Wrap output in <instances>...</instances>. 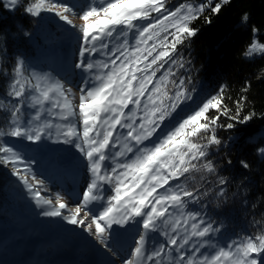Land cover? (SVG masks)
<instances>
[{
	"label": "snow or ice",
	"instance_id": "snow-or-ice-1",
	"mask_svg": "<svg viewBox=\"0 0 264 264\" xmlns=\"http://www.w3.org/2000/svg\"><path fill=\"white\" fill-rule=\"evenodd\" d=\"M229 2L180 3L170 10L166 0H87L85 4L26 0L27 14L39 17L48 12L76 29L79 48L74 67L84 75L74 105L71 87L49 73L28 72L25 59H16L0 97V113L7 125L6 130L0 127V165L12 169L43 208L42 216L81 227L118 257L109 264H264V233L221 244L215 238L222 227L206 218L207 213L190 208L201 202L200 189L189 187L194 174L217 171L208 159L209 150L222 144L216 129L231 130L252 118L240 114L244 98L236 101L235 115H230L221 87L175 120L180 106L193 99L186 87L190 78L175 70L185 68L178 47L196 35L198 29L191 24L205 9L219 14ZM4 3L14 7L19 0ZM72 16L83 23L74 24ZM205 22L210 23V18L205 17ZM257 51L264 53V42L253 40L245 55ZM210 110L217 115L208 116ZM221 116L232 122L220 124ZM5 137L36 144L54 140L79 151L90 178L74 209L69 210L70 204L59 193L55 203L42 195L44 181L33 172L34 161ZM258 151L264 155V147ZM242 166L249 165L242 162ZM217 179L220 185L227 183ZM106 189L110 194L105 195ZM130 224L138 225V231L124 256L114 226Z\"/></svg>",
	"mask_w": 264,
	"mask_h": 264
},
{
	"label": "trees",
	"instance_id": "trees-1",
	"mask_svg": "<svg viewBox=\"0 0 264 264\" xmlns=\"http://www.w3.org/2000/svg\"><path fill=\"white\" fill-rule=\"evenodd\" d=\"M61 2L85 4L87 0ZM186 2L199 5L205 0H166V6L176 7ZM215 2L219 0H213V5ZM26 6V0H19L12 10H8L0 0V97L7 90L18 57L25 59V68L52 67L63 71L67 67L61 56L64 42L68 41L72 49L79 48L77 31L69 30L63 22L44 21L43 12L39 17H33L25 12ZM245 15L246 21L243 19ZM205 17L211 22L206 23ZM191 27L198 29L196 35L178 47L185 68L175 70L190 78L186 87L191 90L193 99L180 106L175 120L216 95L221 87L224 89V104L231 109L230 115H235L236 101L243 97L240 114L252 116L243 124L236 123L231 130L216 129L222 144L209 150L208 159L213 161L217 171L194 174L189 187L200 189L201 202L192 206L207 213L215 224L239 229L243 237H254L264 233V155L258 151L264 147V53L253 56L244 53L253 37L264 42V0H230L219 14L205 9ZM254 28L258 32L254 33ZM72 63L73 55L70 68ZM207 115L217 113L210 110ZM4 119L5 114L0 113V127L6 130ZM229 122L232 121L228 117L221 116L220 124ZM4 139L22 149L12 138ZM197 142L204 140L197 138ZM22 154L28 159L23 149ZM242 162L249 166L243 167ZM11 171L10 167L0 165V214L9 207L6 197L14 200L9 195L13 186ZM217 177L227 183L220 185Z\"/></svg>",
	"mask_w": 264,
	"mask_h": 264
},
{
	"label": "rangeland",
	"instance_id": "rangeland-1",
	"mask_svg": "<svg viewBox=\"0 0 264 264\" xmlns=\"http://www.w3.org/2000/svg\"><path fill=\"white\" fill-rule=\"evenodd\" d=\"M2 1L4 3V0ZM186 3L194 4L193 2ZM6 8L12 10L14 7ZM168 8L172 10L175 7ZM42 15L44 21L61 22L51 13L43 12ZM70 18L76 25L83 23L78 16ZM69 30L76 31L72 28H69ZM253 40L260 43L256 37H253ZM62 48L64 53L61 56L65 58L64 65L67 66L63 71L52 67H39L37 69L30 67L26 69L28 72L49 73L53 78L62 81L65 87H71L73 91L70 99H72L74 105H77L80 95L79 86L84 75L74 67L78 60V49H72L68 41L64 42ZM50 51L53 53V50ZM260 53L257 51L246 56ZM72 55L73 63L70 68ZM12 139L20 144L28 160L34 161L32 170L38 179L44 181L42 195L52 199L55 203V195L59 193L63 200L70 204L69 210L74 209L75 204L81 199L80 194L90 178V174L86 169V161L79 151L71 145L57 143L54 140L45 139L36 144L26 140ZM55 170L59 172L68 170L65 174L74 175V178L69 179L70 182H67L63 179L64 176L60 178L62 174L57 173L56 175L53 172ZM78 174H80V179L76 178ZM10 176L13 180V186L9 195L14 200H9V197H6L9 207L5 209L4 213L0 214V264L27 262H33V264H39V262L41 264H109L111 259L118 260V257H112L110 253L102 249L95 239L81 227L69 225L59 217L42 216L40 213L43 208L36 204L32 194L28 192L16 176L12 175V171ZM78 181H81L79 185L77 184ZM108 194L110 193L106 189L105 195ZM93 207L99 206L94 205ZM190 208L205 213L197 206L190 205ZM65 214H67V210ZM206 218L208 217L206 216ZM215 226L219 225L215 224ZM235 229L222 227L221 232L215 239L221 244H226L232 238L243 237L241 231ZM137 231L138 225L136 224H130L126 228L114 226V234L119 233L118 247L120 251L127 249L129 252ZM156 241L160 242L161 238L156 236ZM149 248H151V245ZM127 254L123 253L121 255L127 256Z\"/></svg>",
	"mask_w": 264,
	"mask_h": 264
},
{
	"label": "bare ground",
	"instance_id": "bare-ground-1",
	"mask_svg": "<svg viewBox=\"0 0 264 264\" xmlns=\"http://www.w3.org/2000/svg\"><path fill=\"white\" fill-rule=\"evenodd\" d=\"M68 170H64V171H58V170H55V171H53V172H55L56 173V175H57V173H60V174H62V176L60 177V178H63V176L65 177V178H63L64 180H67V182H70V180L71 179H73L74 178V175L73 176H70V175H67V174H65L66 172H67ZM80 174H78L77 175V177L76 178H78V179H80V176H79ZM70 177V178H69ZM70 179V180H69ZM80 182L81 181H78V185L80 184ZM123 253H128V250L127 249H123L122 251H121V254H123ZM21 264H33V262H27V263H21ZM39 264H41L40 262H39Z\"/></svg>",
	"mask_w": 264,
	"mask_h": 264
}]
</instances>
